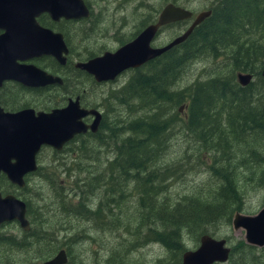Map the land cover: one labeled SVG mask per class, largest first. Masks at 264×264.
Instances as JSON below:
<instances>
[{"label": "trees", "instance_id": "1", "mask_svg": "<svg viewBox=\"0 0 264 264\" xmlns=\"http://www.w3.org/2000/svg\"><path fill=\"white\" fill-rule=\"evenodd\" d=\"M209 8L210 15L196 25L183 42L156 58V64L147 62L133 72L124 90L110 97L126 109V114L130 112V119L121 116L107 125L104 112L98 132L78 138L82 142L79 150L88 149L90 136L98 146L109 144L102 132L104 129L108 138L113 139L114 157L102 171L103 175L110 172V182L103 188L121 198L126 184L116 187L114 177L130 176L135 181L132 188L138 193V210L149 231L147 234L151 233V239L166 249V255L155 264H181L186 250L182 229L199 245L201 235L214 237L218 225H230L233 214L243 211L237 151L244 154L239 162H247L244 168L249 174V168L261 166L258 183L264 188V76L261 73L264 70V0H213ZM217 58H223L228 65L226 72L217 70L203 79L196 78L191 84L179 85L185 66ZM238 72L250 73L253 77L249 83L241 85L236 79ZM158 74L163 77L160 88L151 85ZM167 76L173 77L172 80H164ZM85 81L89 82L87 78ZM65 100V95L55 92L43 108L58 106ZM179 111L184 112L183 117L179 116ZM175 128L196 146L195 153L190 157L185 152L177 160H170L172 164L161 165L158 160L166 156ZM257 133L258 139L254 137ZM237 145L252 147L247 150ZM260 150L262 152H258ZM41 169L37 165L32 174H40ZM194 172H206L207 181L174 201L169 202L164 196L154 206L160 188L162 193L167 192L169 179ZM44 178L58 194L61 211L68 215L83 211L77 216L88 220L91 217L93 222L99 216V208L89 209L83 199L78 206L70 207L60 194V182L47 175ZM156 181L159 182L157 190ZM24 182V186L18 188L1 175L0 192L3 186H9L24 193L27 187L26 180ZM23 201L31 223L26 232L31 235L30 242L26 244L24 237L14 240L0 236V256L10 249L31 245L33 240L35 245L44 240V221L34 214L28 199ZM152 223H156L157 228L150 227ZM224 238L229 240L227 236ZM117 246L109 250L104 264H123L121 259L120 262L114 259V256L126 257ZM213 264H264V246L259 248L239 239L231 244L226 263Z\"/></svg>", "mask_w": 264, "mask_h": 264}, {"label": "rangeland", "instance_id": "2", "mask_svg": "<svg viewBox=\"0 0 264 264\" xmlns=\"http://www.w3.org/2000/svg\"><path fill=\"white\" fill-rule=\"evenodd\" d=\"M183 1L185 0H178V2ZM211 1L213 0H195L193 3H195V7H205ZM166 2L167 0H151V4L156 6ZM107 19L103 17L100 28L109 27L110 23ZM179 32H181V29L178 27H166L161 36L157 38V44L167 42L170 40V36L173 37ZM227 69L228 65L225 64L223 58L213 59L212 61L207 59L198 63L188 64V66H185L184 73L178 83L179 85L191 84L196 78L203 79L217 70L226 72ZM132 72L133 70L131 69L130 72L122 74L113 86H119L121 82L129 79ZM157 77L155 78V82L156 80L157 82H153L151 85L159 86L160 88L162 87L161 81L163 77H160L159 74ZM172 78L167 76L164 80H172ZM86 84L88 85L87 98L92 99L91 101L94 103L102 105L100 109L102 112H106L107 125H111L115 118H121V116L126 119L131 118L129 117L131 116L130 112L129 115L128 113L126 114L127 111L124 107L116 106L118 105L117 102L107 96L108 94L104 95L106 91L104 94L102 93V87L90 88V82H86ZM6 86L4 89L5 96L10 94L11 91L13 93L18 92L11 85L7 84ZM37 95L40 96V94ZM14 103L17 105L30 103L35 109H42L44 106L34 92L32 94L28 92L17 94ZM179 116L183 117L184 112L179 111ZM174 130L175 133L170 139L166 156L158 160L161 165L168 162L172 164L170 160H177L185 152L190 154V157L195 153L196 146H193L192 142L190 143L189 138L184 137L177 128ZM105 131V129L102 131L105 135V140H109V144L106 142L105 146H98L96 141L90 136L88 149L82 148L79 150V146L82 145L79 139L73 144H68L63 151L58 153H54V149L51 147L42 148L36 156L37 164L42 168L40 170L41 175L31 174L25 176L27 187L24 193H21L18 188L2 187V194L12 192L21 200L28 199L34 214L44 221L43 228L46 229V234L44 233L43 242L35 245L33 240L31 245L26 246L27 248L23 247L19 250L14 248L9 250L6 255H1L0 264H42L45 260L53 257L59 249H64L68 256L66 264H104L106 256L109 255V250L117 245L121 253H124L126 257L114 256V259L117 262H120L121 259L123 264H155L157 259L166 255L164 246L159 242L153 241L150 237L151 233L149 236L147 234L149 231L146 230L141 211L138 210V193L136 188H132L135 181L130 176H127L124 181L113 179L116 187L121 183L126 184L124 195L121 198V195L105 191L103 188L106 184L109 185L110 172L106 171L107 175H103L102 171L105 169L107 161L114 157V152L112 151L113 139L108 138V133H105ZM125 135L124 133L123 136ZM258 135L259 133L254 134V137L258 139ZM87 144V142L84 143V146ZM237 146L240 149L247 148V150L252 147L249 145ZM235 156L237 158L236 164L239 166L237 168L239 173L238 183L240 192L243 194L244 209L242 213L255 214L264 206V188L258 183V177L261 175L259 173L261 166L256 165L253 168H249V174V171L244 168V164L247 162H239L244 154L237 151ZM172 172L177 171L173 170ZM44 175H47L51 180L60 182L62 186L61 189L59 188L60 194H62V198L67 201L70 207L78 206L79 201L83 199L84 206H88L89 209L99 208V216L95 217L96 220L93 222L91 217H88V220L77 216L82 215L83 211H81V214L72 212L70 215L61 211L59 199L57 201L58 194L45 180ZM207 179L208 174L206 172L188 173L178 178L176 176V178L169 179L166 186L167 192L162 193L161 188L160 191L158 190L160 193L156 197L154 206L156 207L159 200L164 196L169 202L176 200L179 195L193 191L197 185L205 183ZM103 183L105 184L103 185ZM158 186L159 182L156 181V190L159 188ZM127 190H130L131 193L127 192ZM152 226L157 228L158 225L152 223L150 227ZM17 229H19L18 226L13 222L4 223L0 225V235L7 236L5 234L18 233ZM183 231L185 232L182 241L185 248L195 249L198 246V242L186 230L182 229L181 233ZM214 231V237L216 238L227 236L229 239L227 242L230 246L237 240L244 239V230H234L232 224H220ZM55 244L57 248L53 247Z\"/></svg>", "mask_w": 264, "mask_h": 264}, {"label": "water", "instance_id": "3", "mask_svg": "<svg viewBox=\"0 0 264 264\" xmlns=\"http://www.w3.org/2000/svg\"><path fill=\"white\" fill-rule=\"evenodd\" d=\"M43 10L48 11L54 19L59 16L76 17L79 15L77 13L87 15L81 0H0V28L6 30L0 35V82L4 79H13L27 86L62 83L60 77L37 70L33 66L14 65L19 50L36 51L37 45L32 41L34 38L31 40L29 33L26 39L27 35L22 28H32L36 25L32 17ZM209 14V10L199 12L191 25L181 34L161 47H152L150 42L159 26L192 15L190 10L169 3L163 7L157 22L145 27L135 39L118 48L114 53L106 52L78 66L88 71L98 81L113 78L122 70L137 67L180 44L192 32L194 26ZM50 38L51 43L37 51L54 54L59 61L64 62L61 52L66 49L63 43L57 45V41L52 36ZM262 75L264 76V70ZM236 77L241 85H246L252 79L250 73L244 72H238ZM88 114L94 116L89 124L83 121V117ZM100 118L101 114L96 109L81 107L78 97L69 98L65 106L55 107L49 111L23 108L7 112L0 107V174L16 187H23L24 176L36 169V154L43 145L60 151L75 134L83 133L88 129L95 132ZM12 220H15L23 230L28 229L25 203L14 194L2 195L0 192V224ZM231 222L234 230H244L246 243L255 246L264 245V206L251 215L236 212ZM229 252L230 247L226 244L225 238L203 234L195 249H186L182 253L181 264L221 263L227 261ZM66 261V252L60 249L42 264H65Z\"/></svg>", "mask_w": 264, "mask_h": 264}, {"label": "flooded vegetation", "instance_id": "4", "mask_svg": "<svg viewBox=\"0 0 264 264\" xmlns=\"http://www.w3.org/2000/svg\"><path fill=\"white\" fill-rule=\"evenodd\" d=\"M81 1L85 7V12L87 15L85 14L81 15V13H77L79 15H77L76 17L65 18L63 16H59L57 19H54L46 10H43L42 12L35 14L32 18L33 21L36 23V25H33L32 28L28 27L22 29H24L25 35H27L26 39H28L29 33H30L29 38L31 40L34 38V40L32 41H35L37 45L36 47L37 49L35 52L31 50L28 51V49H21L17 52V55L14 59V65H17L19 67H26L28 65L33 66L37 70L44 71L48 74L60 77L62 79V83L27 86L13 79H4L0 82V107L2 108L3 111L14 112L23 108H32L35 111L37 110L49 111L55 107L65 106L69 98L74 99L75 97L76 98L78 97V101L81 107L87 109H96L101 114L100 122L95 132H91L88 129L83 133L75 134L67 143H65V145L59 152L63 151V149L69 143L76 142L78 138L79 139L82 138L81 136L86 137L89 136L91 133L95 134L100 129V123L103 120V113H104L100 109L102 105L100 103H94L91 101L92 99L90 100L87 98L86 91L88 85L86 84L85 78L89 80L91 84L89 85L90 88L102 87V93L104 94L106 91L104 95L108 94L107 96H110L112 98L113 96L117 95L116 93H118V91L124 90V87L128 83L127 80L129 79L121 82L119 86L116 87L113 86L114 83L119 80V77L122 74L130 72L131 69L133 70V72L136 73L147 62L156 64L157 62L156 58L160 57L161 54H164L168 50L154 58L147 60L146 62L142 63L137 67H130L122 70L113 78L100 80V81H98L92 74L88 73V71H86L82 67H79L78 64L85 63L96 57H100L104 55L106 52L114 53L118 48L124 46L128 42L135 39L141 33V31L145 29V27L157 22L158 16L161 13L163 7L169 3L190 10L192 12V15L189 18L171 21L162 26H159L156 29L155 35L150 42V45L152 47H161L167 44L177 35L181 34L191 25L192 21L194 20V17L199 12L209 10L211 13V9L209 8L210 4H208L205 7H195L194 6L195 3H193L195 0H185L186 2L185 1L178 2V0H167L166 3L158 6H156L155 4H151V0H81ZM103 17L104 19L105 17L108 18L107 21H109L110 23L109 27L107 28H100ZM171 26L180 28L181 32L174 35L173 37L170 36L171 38L167 42L165 43L162 42L160 44H157L158 42L156 40L159 36H161L163 30L166 29V27H171ZM5 31H6L5 28H0V35H2ZM53 34H56V36H54ZM51 36L54 38L55 41H57V45H59V43H63L66 49V51L61 52L62 57H64V62L59 61V59L54 54L44 53V51L41 52L37 51L41 49L42 46L51 43L50 42ZM81 77H83L84 79H82ZM7 84L11 85L13 89H17L18 92L13 93L11 91L10 94L5 96L4 89L7 87L6 86ZM58 91L66 96V100L62 101L61 104H59L58 106H54L52 108L49 107L47 109L44 108L35 109L30 105V103H20L18 105L14 103L17 94L21 92L22 93L28 92L32 94L34 92L35 95L39 97L41 103L44 106H46V104H48L50 101V97L54 96L55 92ZM37 94H40V96ZM93 119L94 116L92 114H88L85 117H83V121L87 124L91 123ZM44 147H50V146L43 145L40 151ZM37 165L39 164H37L36 161V166ZM33 172H35V170ZM33 172L28 173L25 176L31 175ZM25 176H24V180H25ZM115 178L117 181L120 179L121 181H124L126 179V177L124 178L115 177ZM6 193H10V192H6ZM25 217L28 221L27 230H23L15 220H12L9 222H13L18 226L19 228L17 229L18 233L5 234V235H7V237L14 240L24 237L25 239L24 241H26V244H28V242H30L29 238L31 237V235L26 234V232L30 230L31 223L26 216V205H25ZM4 223L7 222H3L0 225ZM0 236H4V235L1 234ZM226 244L230 247L227 240H226ZM263 246H256V247L260 248ZM67 262H68V256L66 263ZM226 262L227 261L221 263H226Z\"/></svg>", "mask_w": 264, "mask_h": 264}]
</instances>
